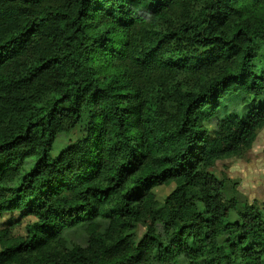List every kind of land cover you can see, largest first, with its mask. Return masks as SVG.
<instances>
[{
	"label": "trees",
	"instance_id": "1",
	"mask_svg": "<svg viewBox=\"0 0 264 264\" xmlns=\"http://www.w3.org/2000/svg\"><path fill=\"white\" fill-rule=\"evenodd\" d=\"M262 129L264 0H0V215L34 219L0 264H264L263 213L209 173Z\"/></svg>",
	"mask_w": 264,
	"mask_h": 264
},
{
	"label": "rangeland",
	"instance_id": "2",
	"mask_svg": "<svg viewBox=\"0 0 264 264\" xmlns=\"http://www.w3.org/2000/svg\"><path fill=\"white\" fill-rule=\"evenodd\" d=\"M262 99L253 100L241 93L223 99L217 115L203 122L207 138H214L218 120L232 115L243 116L254 104L261 103ZM77 135L78 131L76 130L60 134L54 141L50 157H55L59 151L75 140ZM30 165L31 162L27 160L24 169L27 170ZM209 173L224 181L223 195L226 199L234 197L240 202L253 203L264 216V129L258 133L247 153L240 157L216 161L214 166L209 169ZM171 189L172 186L156 188L157 198L163 201ZM33 221L32 217L22 216L19 212H8L0 215V227L18 222L14 228V233L18 235H25V226ZM99 222L103 228L107 224L103 219H100ZM143 232L144 229L138 226L134 230L136 239ZM63 236L68 247L74 244L86 246L85 224L65 230Z\"/></svg>",
	"mask_w": 264,
	"mask_h": 264
}]
</instances>
